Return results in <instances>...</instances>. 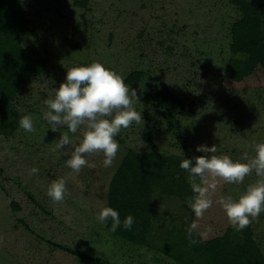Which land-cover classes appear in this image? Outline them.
I'll use <instances>...</instances> for the list:
<instances>
[{
    "label": "rangeland",
    "instance_id": "rangeland-1",
    "mask_svg": "<svg viewBox=\"0 0 264 264\" xmlns=\"http://www.w3.org/2000/svg\"><path fill=\"white\" fill-rule=\"evenodd\" d=\"M250 1L260 5L264 18V0ZM21 2L30 27L23 46L48 62L15 103L22 116H33L37 131L18 126L11 134H0V264H175L160 252L111 234L95 216L108 206V184L127 149L196 157L204 155L195 150L198 145L215 144L216 155L243 162L245 154L254 155L257 143H264V70L241 82L224 76L236 9L227 0H88L86 6L80 0ZM93 62L123 79L142 71L134 107L143 124L133 123L115 137L119 151L112 167H103V155L94 154L88 160L95 167L77 174L65 163L71 146L63 155L52 150L67 128L50 130L43 119L48 110L44 101L64 81L67 69ZM164 90L184 102L174 115H163L165 106L156 107L154 95ZM79 139L78 132L73 140ZM32 168L38 174H30ZM60 178L67 195L56 203L47 189ZM257 179L253 173L241 184L220 182L213 207L197 221L202 240L222 235L230 226L215 201L238 198ZM155 204L165 217L180 202L157 198ZM191 218L196 219L193 212ZM248 228L264 252V213Z\"/></svg>",
    "mask_w": 264,
    "mask_h": 264
},
{
    "label": "trees",
    "instance_id": "trees-1",
    "mask_svg": "<svg viewBox=\"0 0 264 264\" xmlns=\"http://www.w3.org/2000/svg\"><path fill=\"white\" fill-rule=\"evenodd\" d=\"M227 1L236 9L238 17L229 26L231 56L224 76L241 82L257 70H264L263 10L250 0ZM87 2L80 0L79 4L86 6ZM29 33V18L21 0H0V134L8 135L18 128L22 113L15 104L17 96L47 68L46 57L33 56L23 46ZM142 76V71H133L124 82L136 89ZM154 98L157 108L165 106L163 115H174L175 108L184 107V102L168 90L155 93ZM193 157L127 149L109 181L107 205L119 212L122 222L131 215L134 223L130 230L121 224L111 232L109 221L106 229L132 246L162 253L175 264H264V252L248 227L236 231L229 226L222 235L207 240L195 232L192 239L196 243H189L185 229L192 223V210L186 200L193 194L187 182L188 173L179 163ZM157 198H173L180 205L162 217V210L155 204ZM70 252L83 260L99 263L98 259L78 251Z\"/></svg>",
    "mask_w": 264,
    "mask_h": 264
},
{
    "label": "clouds",
    "instance_id": "clouds-1",
    "mask_svg": "<svg viewBox=\"0 0 264 264\" xmlns=\"http://www.w3.org/2000/svg\"><path fill=\"white\" fill-rule=\"evenodd\" d=\"M137 102L139 97L135 89L99 62L67 69L64 81L54 89L53 96L44 101L48 110L43 119L50 130L56 132L59 126L67 128L59 135L53 152L67 154L65 150L71 146L73 150L65 163L77 174L84 167H95L88 160L94 154L103 155V167H112L119 151L115 137L133 123L143 124L141 111L134 107ZM18 123L25 132L37 131L31 114L21 116ZM78 132L80 139L77 143L73 136ZM195 150L204 155L184 158L179 163V167L188 173L187 182L193 194L186 200L196 218L185 229L189 243H196L192 237L199 227L197 221L213 207V196L221 181L241 184L255 173L256 182L249 184L238 198L221 197L215 203L222 207L228 223L236 231H242L258 220L264 213V143H257L254 155L249 157L245 154L243 162L228 155H216L218 148L215 144L198 145ZM38 172L37 168L30 169L32 175ZM47 195L53 202H63L67 195L65 179L52 181ZM95 220L102 225L111 221V232H115L121 224L124 229L130 230L134 223L131 215H127L122 222L119 212L108 206L100 209Z\"/></svg>",
    "mask_w": 264,
    "mask_h": 264
}]
</instances>
